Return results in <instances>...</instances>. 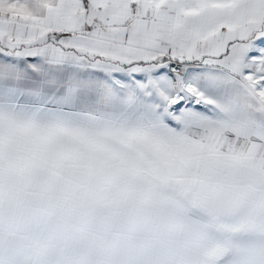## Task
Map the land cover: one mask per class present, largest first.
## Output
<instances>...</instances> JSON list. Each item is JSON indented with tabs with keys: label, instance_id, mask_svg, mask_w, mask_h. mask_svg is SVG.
<instances>
[{
	"label": "snow or ice",
	"instance_id": "1",
	"mask_svg": "<svg viewBox=\"0 0 264 264\" xmlns=\"http://www.w3.org/2000/svg\"><path fill=\"white\" fill-rule=\"evenodd\" d=\"M0 264H264V0H0Z\"/></svg>",
	"mask_w": 264,
	"mask_h": 264
}]
</instances>
